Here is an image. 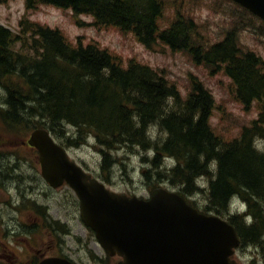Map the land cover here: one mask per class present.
I'll use <instances>...</instances> for the list:
<instances>
[{"label": "trees", "instance_id": "trees-1", "mask_svg": "<svg viewBox=\"0 0 264 264\" xmlns=\"http://www.w3.org/2000/svg\"><path fill=\"white\" fill-rule=\"evenodd\" d=\"M33 1L27 0L28 7ZM35 2L89 13L96 24L131 32L147 48L158 38L173 50H188L194 61L230 77L236 100L246 107L257 101L258 115L241 128L238 137L223 140L210 126L214 100L203 84L194 82L183 97L162 70L133 59L124 66L97 43H83L80 38L73 43L57 29L24 21L21 32L28 34L27 39L0 25V90L4 93L0 126L13 132L46 127L58 138H66L68 132L74 137L68 136L64 145L74 146L86 143L91 134L95 147L102 149L104 169L120 160L110 154L122 147L144 153L154 148L157 153L149 160L154 166L144 172L146 179L167 181L182 195L197 189L205 192L204 211L226 217L235 226L241 246L257 245L264 253V148L256 142H264V60L240 44L245 14L240 22L233 13L234 26L210 45L197 37V26L180 11L161 30L157 22L164 10L161 0ZM155 128L164 137L149 133ZM163 156H171V163ZM200 174L209 177L206 190L196 184ZM233 194L247 203L249 223L244 215L227 212Z\"/></svg>", "mask_w": 264, "mask_h": 264}, {"label": "water", "instance_id": "water-1", "mask_svg": "<svg viewBox=\"0 0 264 264\" xmlns=\"http://www.w3.org/2000/svg\"><path fill=\"white\" fill-rule=\"evenodd\" d=\"M264 19V0H236ZM43 177L53 186L66 180L79 196L85 223L119 264H237L229 259L239 242L234 227L220 216L200 213L179 194L163 188L148 200L108 191L68 158L46 129L31 132ZM41 264H66L48 259Z\"/></svg>", "mask_w": 264, "mask_h": 264}, {"label": "rangeland", "instance_id": "rangeland-1", "mask_svg": "<svg viewBox=\"0 0 264 264\" xmlns=\"http://www.w3.org/2000/svg\"><path fill=\"white\" fill-rule=\"evenodd\" d=\"M219 0H164L166 3L164 17L159 21V27L169 25V21L176 15L177 9L190 10L194 15V20L197 22L198 34L203 37L204 40L214 41L219 38L228 26H232L230 11L234 10L235 6L225 4L224 9L220 12L222 4ZM24 12V0H9L5 3H0V23L9 26L11 29H16L20 15ZM70 10H64L61 8L43 6L37 11H33L30 15L31 18L46 22L52 25H58L62 28L67 36L73 40L76 36H84L85 41H97L104 47H108L110 50L120 55L123 59V63L126 64L130 57L137 59L140 62L148 63L153 67L160 66L165 68L167 74L176 83L182 96H185V92L188 91L190 82L193 78H197L203 82V84L211 92L214 99V109L210 117V124L213 130L220 134L223 139L228 140L234 136H237L240 132V128L243 125H248L250 121L257 114V105L252 104L250 108L245 109L242 104L237 101L232 92V83L227 74L223 71L217 73H210L205 69L203 65H196L182 52H173L168 47L156 45L153 49H146L141 45L134 36L129 33L123 34L118 29L112 27L96 28L95 25L89 23L93 20L89 14L82 13L78 19L84 21L82 25H79L75 19H73ZM247 17L249 15H246ZM238 20V18H237ZM254 27L247 26L245 30L240 31L239 40L242 47L245 49H252L264 60V28L262 23L252 20ZM261 28V31L258 29ZM253 29L255 31H253ZM263 32V33H261ZM3 91L0 90V100L3 98ZM25 133V132H24ZM24 133H11L8 134L0 127V149L6 150L8 147L13 148V143L20 140V138L14 137L15 135H23ZM10 135L11 137L3 136ZM155 136V135H154ZM156 137V136H155ZM160 137L162 135L160 134ZM65 141L66 138H60ZM60 140V141H61ZM70 156L77 160L85 168L89 167V170L94 172L95 175H99V154L96 149L90 145L82 147H67ZM25 151L22 153L24 155ZM8 155L1 153L0 161L4 159L6 162H1L0 168L9 166V162L6 157ZM142 157L137 151L130 152V157H126V163L124 165L125 174L123 172L116 171L115 175H111L113 189L119 192L137 193L141 196L147 197L149 192L145 188L143 181L146 182L144 176H142L141 169L143 168ZM35 164V160H32V154L29 153V159L25 163ZM5 165V166H4ZM26 170L28 169L24 166ZM6 171V170H5ZM0 173V179L5 178V173ZM20 173H26L25 170ZM25 177L18 178L16 184L22 187ZM131 179V181H129ZM110 185V183H108ZM162 185H167L166 183ZM22 189H25L22 187ZM47 193H51L46 190ZM58 201L56 211L60 212V216L63 220H70V209H73V196L68 193V189L62 188L56 192ZM52 206V204H51ZM72 230L77 235L84 233V227L79 224L78 220L73 223ZM240 260L243 264H249V258H247L240 251L238 253Z\"/></svg>", "mask_w": 264, "mask_h": 264}, {"label": "flooded vegetation", "instance_id": "flooded-vegetation-1", "mask_svg": "<svg viewBox=\"0 0 264 264\" xmlns=\"http://www.w3.org/2000/svg\"><path fill=\"white\" fill-rule=\"evenodd\" d=\"M1 162L0 161V165ZM5 166V165H4ZM6 170V171H5ZM14 170V169H13ZM11 169V171H13ZM6 176L3 179H0L1 193H0V201L2 203H8L7 198L5 197L6 191H8L9 186H15V183L11 182L10 177L13 175L8 168L0 169V172H4ZM32 179L35 178L34 175H31ZM42 181L39 179L38 181H33L30 183L22 184V187L26 188V191L30 190V196L27 197L32 200L34 203L39 204L41 206L33 207L31 211L18 212L14 211L12 205L7 209L2 211L0 215V240H6L4 242V249L0 251V261H5L7 264H38L40 259L47 255L49 250H45V248L54 246L61 248L60 240L57 238V231L60 230L59 222L52 219V225H49V233L52 235L50 238L51 245L43 241L42 236L38 233L41 228H37L38 226H46L45 222V206L46 201L43 197L45 194V190L41 189ZM41 197V200H38L37 197ZM50 204L55 206L56 199L55 197H51L49 200ZM18 212V213H17ZM50 213H56L54 211V207H51ZM72 210H70V214ZM15 219L20 222H16ZM50 220V222L52 221ZM49 222V223H50ZM5 231V232H2ZM6 231H9L8 234ZM38 231V232H35ZM14 233H18L19 235H24L23 241L19 242L15 237ZM3 236V238H2ZM86 240L82 243L76 237L72 236L73 242V254L74 260L78 264H115L118 257L117 255L111 256L104 252V250L100 249L97 242L93 240V237L85 235ZM20 245L21 248L15 249V244ZM94 243L93 249L90 251L91 244ZM69 252H71L69 250Z\"/></svg>", "mask_w": 264, "mask_h": 264}, {"label": "bare ground", "instance_id": "bare-ground-1", "mask_svg": "<svg viewBox=\"0 0 264 264\" xmlns=\"http://www.w3.org/2000/svg\"><path fill=\"white\" fill-rule=\"evenodd\" d=\"M126 63V62H125ZM173 100V99H172ZM195 106V105H194ZM229 142V141H228ZM224 143V142H223ZM227 143V142H226ZM148 149V148H147ZM261 150H263V149H261ZM212 160V159H211ZM215 161V160H214ZM150 162V161H149ZM208 163V162H207ZM153 165V164H152ZM154 166V165H153ZM154 168V167H153ZM158 168V167H157ZM200 170V169H199ZM152 173H153V171H152ZM206 173V172H205ZM196 174V173H195ZM153 175H155V174H153ZM194 176V175H193ZM190 178V177H189ZM209 178V177H208ZM194 179V178H193ZM153 180V179H152ZM191 184V183H190ZM203 193V192H202ZM205 193V192H204ZM231 197H234V198H239L238 197V195L237 194H233ZM240 199V198H239ZM247 212L246 211H244V210H242V211H240V212H237L236 214L237 215H241V216H243V215H245Z\"/></svg>", "mask_w": 264, "mask_h": 264}]
</instances>
